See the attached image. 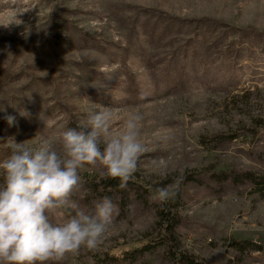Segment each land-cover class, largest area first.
<instances>
[{
    "label": "rangeland",
    "instance_id": "rangeland-1",
    "mask_svg": "<svg viewBox=\"0 0 264 264\" xmlns=\"http://www.w3.org/2000/svg\"><path fill=\"white\" fill-rule=\"evenodd\" d=\"M101 106L115 130L141 116L138 181L105 191L102 166L79 170L71 198L110 197L113 224L56 264L147 244L115 264H264V0H0V160L7 138L55 141ZM182 175L170 236L154 188Z\"/></svg>",
    "mask_w": 264,
    "mask_h": 264
},
{
    "label": "clouds",
    "instance_id": "clouds-1",
    "mask_svg": "<svg viewBox=\"0 0 264 264\" xmlns=\"http://www.w3.org/2000/svg\"><path fill=\"white\" fill-rule=\"evenodd\" d=\"M20 115L30 113L21 109ZM4 119L9 126L15 122L11 115ZM111 119V110L101 106L76 127L58 130L55 141L45 137L29 146L26 140L7 138L9 154L0 160V264H56L67 254L103 243L116 205L108 196L90 208L73 200L79 170L100 165L102 175L118 178L125 187L145 151L138 113L124 119L118 130ZM177 187L178 181L156 187L153 198L167 201Z\"/></svg>",
    "mask_w": 264,
    "mask_h": 264
},
{
    "label": "trees",
    "instance_id": "trees-1",
    "mask_svg": "<svg viewBox=\"0 0 264 264\" xmlns=\"http://www.w3.org/2000/svg\"><path fill=\"white\" fill-rule=\"evenodd\" d=\"M261 130H264V125H257L255 128H252L250 130V133L252 134V137H255L257 136V134L261 131ZM234 139V138H233ZM210 143H213L211 141H204L203 145H206V144H210ZM226 175V174H225ZM245 177L247 179L250 180V182H253L255 185H258L259 184V181L257 179V176H252L251 174H246ZM189 179V176L186 177V175H182V176H174V177H169V178H165V179H162L160 181H158V186L157 187H160V186H166V185H170V184H174L178 181V185L181 181L183 180H188ZM137 177H136V174L134 173L131 178L127 181V183L129 184H135L137 183ZM104 188H105V191H109V190H116L118 188V185H120V180L117 178V179H112V178H108L107 180L104 181ZM261 185V184H260ZM259 185V186H260ZM257 187L259 189L260 192H262L261 188L260 187ZM179 196V193L178 191L176 190L175 191V195L167 200V203H169V205L171 204V201L176 198H178ZM167 203L164 201L162 202V210L160 212V215H161V218L164 220V222H166V225L164 226V231L165 232H169L170 233V236H172V230H173V221L171 220L170 218V209H169V205H168V209L165 205H167ZM162 235V234H161ZM171 240V239H170ZM240 241H238L236 243L238 249L239 247L242 245L241 243H239ZM146 247L149 248V244H147L146 246H141L140 248H135V250H131L130 252H122L120 254H117V255H113V256H106V258H101V260L103 261H106L110 264H115V263H120L121 261H128L129 258L132 256V254L136 251V250H139V251H142L143 248L145 249ZM147 249V248H146ZM175 258V256H174ZM173 258V259H174ZM186 263L187 264H198L197 262L191 260V259H188L186 260Z\"/></svg>",
    "mask_w": 264,
    "mask_h": 264
}]
</instances>
